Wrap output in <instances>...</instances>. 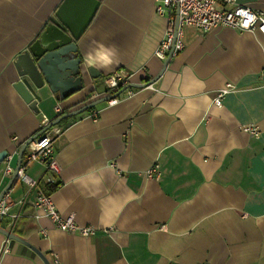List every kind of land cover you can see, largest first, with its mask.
Listing matches in <instances>:
<instances>
[{
    "label": "crops",
    "instance_id": "0c3cea01",
    "mask_svg": "<svg viewBox=\"0 0 264 264\" xmlns=\"http://www.w3.org/2000/svg\"><path fill=\"white\" fill-rule=\"evenodd\" d=\"M62 1L0 0V151L12 155L13 170L21 145L38 134L43 117L55 116L56 103L75 110L108 96L104 79L115 71H126L128 83H146L163 67L154 51L167 17L156 13L155 0H99L76 41L80 86L66 98L49 95L33 111L12 87V61L56 22ZM236 1L264 12V0ZM182 40L152 84L97 104L95 116L88 109L58 123L59 172L28 164L36 185L13 182L0 227L51 264H264V37L185 26ZM226 82L236 89L216 107L212 99ZM252 125L257 135L246 130ZM3 167L0 191L11 176ZM54 183L56 209L94 227L93 235L61 231L36 208L37 189ZM0 264L44 263L0 233Z\"/></svg>",
    "mask_w": 264,
    "mask_h": 264
},
{
    "label": "built area",
    "instance_id": "2783aa9c",
    "mask_svg": "<svg viewBox=\"0 0 264 264\" xmlns=\"http://www.w3.org/2000/svg\"><path fill=\"white\" fill-rule=\"evenodd\" d=\"M178 9V22L175 29V12ZM155 11L159 15L167 17V25L164 35L154 51V56L160 60H165L168 52L172 49L171 56L177 54L184 47L183 29L185 26H193L202 32L210 31L217 27H226L236 29L240 32L260 33L264 37V12L255 11L249 6L237 3L236 0H155ZM255 17L254 20L247 23L248 18ZM264 76V67L261 71ZM130 75L124 70H118L108 75L104 79L106 90L109 95H114L107 103L113 105L119 101L121 88L129 82ZM236 85L226 82L218 89L212 99V105L221 107L224 97L234 91ZM133 90H128L127 95H131ZM55 116L52 119L43 117L40 122V133L32 139L25 148V156L21 161L17 171L16 178L21 180L28 187L36 185V181L29 177L25 170L31 162H39L48 170L58 173L60 166L56 161L53 141L59 136L63 127L58 123L51 122L63 114L65 111L59 103L54 105ZM92 115H96L97 110H91ZM252 135L258 134L256 126L246 128ZM12 155L7 154L4 160L3 175L9 176L13 168L10 165ZM9 194L6 191L0 199V222L2 218L8 215L10 203ZM34 205L37 209L50 219V221L61 231L78 234L80 236H91L96 232L92 226H79L74 222V215L70 213L63 217L53 204L51 197L40 189H37ZM16 216V215H14ZM8 251L7 248L3 252Z\"/></svg>",
    "mask_w": 264,
    "mask_h": 264
},
{
    "label": "water",
    "instance_id": "95a60500",
    "mask_svg": "<svg viewBox=\"0 0 264 264\" xmlns=\"http://www.w3.org/2000/svg\"><path fill=\"white\" fill-rule=\"evenodd\" d=\"M99 5V0H63L55 12L56 22L45 25L38 37L13 59L12 65L16 73V79L12 82V87L33 111L38 112L37 102L47 99L49 95L57 93L60 98H66L80 86L83 72L80 57L74 55L76 54V41L92 21ZM177 22L178 9L175 12V29ZM172 49L173 47L168 52L163 67L156 77L146 83H128L120 92L129 87H144L152 84L166 68ZM86 72L90 76H98V72L91 66L86 68ZM113 96L109 95L95 99L75 110L64 112L55 118L51 124L59 123L65 118L92 109L97 104L107 101ZM36 136L30 137L21 145L17 154L16 166L8 183L0 191V199L9 190L13 182L17 180L16 175L22 161L23 152L27 144ZM7 154L8 151L5 149L0 151V166ZM0 233L8 239L15 240L31 249L44 264H51L40 250L25 239L2 227H0Z\"/></svg>",
    "mask_w": 264,
    "mask_h": 264
},
{
    "label": "trees",
    "instance_id": "16d2710c",
    "mask_svg": "<svg viewBox=\"0 0 264 264\" xmlns=\"http://www.w3.org/2000/svg\"><path fill=\"white\" fill-rule=\"evenodd\" d=\"M58 184H59V183H54V184L50 185L49 187L45 188V189L43 190V192H44L45 194L49 195L50 192H51L52 190H54V189L58 186Z\"/></svg>",
    "mask_w": 264,
    "mask_h": 264
},
{
    "label": "clouds",
    "instance_id": "9594fccd",
    "mask_svg": "<svg viewBox=\"0 0 264 264\" xmlns=\"http://www.w3.org/2000/svg\"><path fill=\"white\" fill-rule=\"evenodd\" d=\"M254 19H255V17L250 16V17L248 18V21L245 22V26H247V23H248V22H250V21H252V20H254ZM108 63H111V61H108ZM102 66H103V65H102Z\"/></svg>",
    "mask_w": 264,
    "mask_h": 264
}]
</instances>
